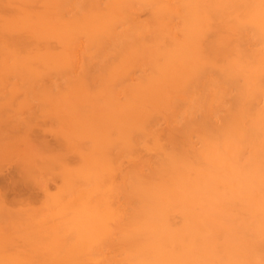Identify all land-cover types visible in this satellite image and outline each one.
<instances>
[{"label": "bare ground", "instance_id": "bare-ground-1", "mask_svg": "<svg viewBox=\"0 0 264 264\" xmlns=\"http://www.w3.org/2000/svg\"><path fill=\"white\" fill-rule=\"evenodd\" d=\"M0 264H264V0H0Z\"/></svg>", "mask_w": 264, "mask_h": 264}]
</instances>
